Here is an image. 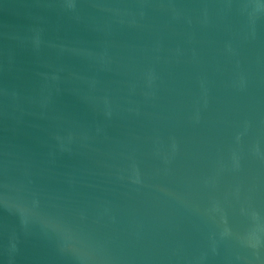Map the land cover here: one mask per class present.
Masks as SVG:
<instances>
[{"label":"water","instance_id":"obj_1","mask_svg":"<svg viewBox=\"0 0 264 264\" xmlns=\"http://www.w3.org/2000/svg\"><path fill=\"white\" fill-rule=\"evenodd\" d=\"M0 264H264V0H0Z\"/></svg>","mask_w":264,"mask_h":264}]
</instances>
